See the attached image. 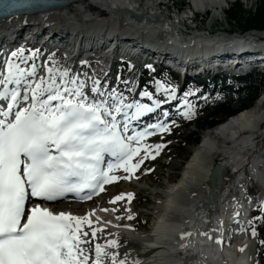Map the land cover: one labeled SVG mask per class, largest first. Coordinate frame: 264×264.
Segmentation results:
<instances>
[{
	"label": "snow or ice",
	"instance_id": "snow-or-ice-1",
	"mask_svg": "<svg viewBox=\"0 0 264 264\" xmlns=\"http://www.w3.org/2000/svg\"><path fill=\"white\" fill-rule=\"evenodd\" d=\"M18 3L0 0L5 10ZM23 51H13L4 62L6 74L0 72V264H90L92 238L102 230H92L89 236L81 231L86 223L91 225L86 217L54 214L31 198L54 201L84 189H89L84 198H90L104 184L119 179L110 175L114 169L134 172L152 148L158 152L162 145L143 146L144 156L133 163L141 153L140 141L153 133L145 129L125 136L128 114L134 109L131 118L137 119L154 107L125 103L123 94L105 93L95 80L87 89V81L67 68L48 67L47 75H42L34 62L30 70L21 67L26 63ZM142 95L152 98L147 91ZM160 103L153 101L155 106ZM184 115H192L190 105ZM149 128L167 130L164 124ZM106 155L116 161H109L107 168ZM127 195L130 200L131 194ZM122 198L124 194L117 195L112 202ZM107 246L115 248L118 242L109 240ZM109 256L111 264H126L99 243L91 264H105Z\"/></svg>",
	"mask_w": 264,
	"mask_h": 264
},
{
	"label": "bare ground",
	"instance_id": "bare-ground-1",
	"mask_svg": "<svg viewBox=\"0 0 264 264\" xmlns=\"http://www.w3.org/2000/svg\"><path fill=\"white\" fill-rule=\"evenodd\" d=\"M128 1L129 0H77V2H73L62 11H50L35 16L33 21L38 25H58L57 28L64 30L65 33H69L70 30H73V34L76 33L82 35L83 38L90 36L92 31L96 32L97 30H105L106 32H113L114 30H122L131 32L133 33L132 35L138 34L137 36L139 37L145 35V38L151 40V38H153L151 36V28L158 27V25L153 21L141 24L142 21L145 22L144 20L149 18L148 16H145L144 12L141 14L138 13L139 15H142V21H138L136 24L131 22V20L124 16L122 12V10L134 9V6ZM226 1L227 0H191L195 9L208 10L216 7V11L214 12H221L222 9L219 10V8H221ZM64 15L65 17H62ZM30 23L31 22L26 18H21L19 20L16 18L12 21H0V31L2 29L7 30L6 28L8 25H32ZM78 23H80V25ZM73 26L75 27L73 28ZM11 27L12 26H10V28ZM117 31L114 33L118 34ZM123 35L124 34L120 36ZM263 119L264 102L262 101L247 112L238 114L234 119L224 122L216 128L203 132L201 141L193 149V152L185 164L180 176L174 182V186L171 188L172 190H169V195L167 196V199H170L169 204H167L169 213L175 217L176 222H167L162 227V230L159 229V241H157L156 244H152V246L155 247L153 251L150 250L147 252V247L151 248V244L148 245V243H151V235L141 236L136 234L132 229H128V227L131 226L139 231L143 230V227L139 224L140 217L130 223L126 222L127 216L119 221L114 217V212L112 211L114 207H112L110 202H107L103 206L102 201L98 204L97 201L92 202L90 205L98 206H96V208L90 207V210L97 211L88 216L91 225L86 224L85 231L89 232V236L92 230L101 229V227H112V231L110 234L109 232L101 233L98 231L97 236L92 238L93 242L89 255L92 257L95 255V243H99L106 246L108 252H115L120 259L125 261L133 259L132 257L129 258L131 252L127 251L131 249V244L135 245L133 239H141L142 237L144 238L145 243L143 244L141 251L142 254H145V257H148L149 264H181L182 262L176 260L174 256L178 255L176 258L179 259L188 254L194 256V250L198 251V245H194L193 243L188 244L185 241V238L178 239V241L175 242H173L172 239L176 238L175 235L180 230L181 226L190 225L191 228H193L192 237H199L198 241L202 245H205V237L200 230L202 227L200 224V218L205 215L207 211L211 212L212 215L213 212L215 214L220 203L225 201L226 189L231 187V185L229 186L230 172L233 168H238L241 165V162H237L239 160L237 157L241 156L242 153L246 154L249 146V142L245 139L236 142L237 145L235 147H232L233 145L231 147H226V144L232 141L234 135L242 130L258 126ZM263 141L264 134L262 138L259 139L258 143ZM216 157L221 158L220 161L216 160ZM217 164L226 167L225 180L220 187L215 189V195L218 199L217 202L211 203L212 187L210 179ZM161 185L162 184H160V186ZM125 186L128 188L129 185ZM164 186L165 185L161 186L159 188L160 190L155 192L157 198L163 197L161 188ZM112 187H110V189H112ZM175 190L176 192H174ZM177 200L179 201L177 202ZM125 202H127V200L118 203L116 207ZM71 208L74 209L77 207L74 206ZM84 211L85 209H83V212ZM116 216L118 217V213ZM119 225L124 226V231H120L117 228ZM109 240H116L118 246L115 248L107 246ZM207 243H209V241H207ZM166 249H168V251ZM207 252L208 251L203 250L200 251L196 255L197 258L191 257L189 259L190 262L193 263V260H196L195 264H197L200 260H203V258H201L202 256L204 259L211 260L212 255H209ZM170 256L173 257L170 258ZM242 260L243 259L233 260L231 263L241 264ZM139 262L140 261L137 260L130 261L128 264H137ZM203 262L206 263L204 260Z\"/></svg>",
	"mask_w": 264,
	"mask_h": 264
},
{
	"label": "rangeland",
	"instance_id": "rangeland-1",
	"mask_svg": "<svg viewBox=\"0 0 264 264\" xmlns=\"http://www.w3.org/2000/svg\"><path fill=\"white\" fill-rule=\"evenodd\" d=\"M183 2L184 3L186 2L185 3V5H186L188 1L187 0H175L176 7L177 6H183L182 5ZM255 3H256V1L253 2L252 6H254ZM243 4H244L243 5V7H244L243 16L248 17L249 16L248 13H253V11L252 12L248 11L249 7H248L247 3L246 4L243 3ZM183 8L186 9V7H183ZM55 16H57V15H55ZM62 17H65V15ZM212 18L209 17L207 25L204 26L203 23H199V26L201 28H203V30L204 29L210 30V27H211L210 23L212 22ZM218 19H219V22H216L215 31L222 32L224 30H229V31L231 29L234 30V28L231 26L232 21L228 20L226 14H224V15L220 14V16H218ZM51 20H52V17H51ZM47 21H50V20H47ZM233 23L234 24H232V25L236 26L235 22H233ZM30 24H35V22L30 23ZM92 32H95V31H92ZM126 75L128 78V74H126ZM139 79H140V76H137L135 79V82L130 83L129 89H131L132 91L135 92L137 90ZM146 81H148V78L146 79ZM203 107H204L203 104H199V109L194 116L197 115L198 116L197 118L202 117V112H203L202 108ZM194 131H195L194 127H186L185 129L179 130L177 132V134L175 133L176 134L175 137L178 135H182V134L186 137L187 135H189L190 133H192ZM183 135H182V139H183ZM177 144H178V141L173 140V138H172V146L174 145V150L172 149V146H170L171 148L166 151V157L157 162V169L153 174H151V171H152L151 168H148L143 173H141V174L149 173L152 175V177H150L149 175H142V176H140V180H143V181H141V182L135 181L133 186L129 185L127 188L125 185L119 184L116 187H113L112 189L109 190L108 195L131 194L132 200H134V199L138 200V201H134L137 203L134 204L132 209L134 211V216H136L137 214L141 215V222L139 220V224L141 226H142V224H144V227L146 230H148L150 228V226H151L150 223L154 218V213L151 214V212H150V207L153 206L154 202H156V199H157V196L155 195L154 192L158 191L161 186H163L167 183L171 184L175 178H178L180 176V174L182 172V168L184 167V166H182V161L184 159V157L182 155V149L184 146H178V149L181 150V151H179V150H176ZM194 148L193 147H187L186 150L191 155ZM244 155H246V154L242 153L241 156L237 157V159H239L237 162H240V160L242 159V157ZM220 159L221 158L216 157V160L220 161ZM230 168H233V167H230ZM160 184H162V185L160 186ZM156 188H157V190H156ZM134 195H135V197H134ZM102 202H103V204H102V206H103L109 201L106 199H103ZM125 203H122V204H125ZM122 204H119V206H121ZM96 206H98V205H90L91 208H96ZM120 211L122 212V210H120ZM139 245H142V244L139 242ZM135 246H137V245H135ZM127 252H131V249H129Z\"/></svg>",
	"mask_w": 264,
	"mask_h": 264
},
{
	"label": "trees",
	"instance_id": "trees-1",
	"mask_svg": "<svg viewBox=\"0 0 264 264\" xmlns=\"http://www.w3.org/2000/svg\"><path fill=\"white\" fill-rule=\"evenodd\" d=\"M228 13L230 20L237 22L238 27L241 30L246 31L255 29L258 31H264V0L261 1L260 6L257 8L255 13H248V17L243 16L244 8L240 3L235 4ZM261 80V75H257L255 77V80L251 83V88L254 90V93L249 94L247 100H245L244 102H253L258 94L257 85ZM232 103L233 102H223L220 105L216 106L214 110L210 111L206 118L201 121V123L199 124V128L203 130L208 126H213L219 118H222L225 115H232L236 113L237 111L231 109ZM198 138L199 135L194 134L190 136L187 141L189 143H196L198 141Z\"/></svg>",
	"mask_w": 264,
	"mask_h": 264
},
{
	"label": "water",
	"instance_id": "water-1",
	"mask_svg": "<svg viewBox=\"0 0 264 264\" xmlns=\"http://www.w3.org/2000/svg\"><path fill=\"white\" fill-rule=\"evenodd\" d=\"M218 170H219V172H221V175H222L223 167H219Z\"/></svg>",
	"mask_w": 264,
	"mask_h": 264
}]
</instances>
